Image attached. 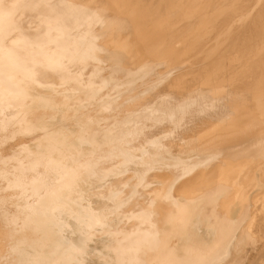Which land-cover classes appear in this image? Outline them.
<instances>
[{
  "label": "bare ground",
  "instance_id": "obj_1",
  "mask_svg": "<svg viewBox=\"0 0 264 264\" xmlns=\"http://www.w3.org/2000/svg\"><path fill=\"white\" fill-rule=\"evenodd\" d=\"M216 2L223 6L204 9ZM235 11L232 0H0V188L9 183L19 197L32 191L37 204L27 210L31 224L0 211V264H74L78 237L76 264H219L228 255L225 229L245 227L248 241L264 211V196L253 200L249 184L264 180V154L248 157L264 153V103L248 100L219 121L209 112L219 107L211 94L248 88L264 74V15L245 23L239 51H261L238 84L218 86L220 74L199 90L171 80L151 102L171 108L172 123H190L195 131L186 140L155 154L149 133L144 157L137 156L130 144L162 113L137 110L122 121L113 115L115 108L126 112L123 90L170 76L182 47L201 41L203 22ZM193 110L199 117L191 120ZM240 151L242 161L234 157ZM220 156L229 162L219 164ZM130 169L124 187L116 176ZM150 171L161 176L149 180ZM149 182L153 190L140 199L137 187ZM127 186L134 189L124 196ZM90 202L97 207L87 217Z\"/></svg>",
  "mask_w": 264,
  "mask_h": 264
},
{
  "label": "rangeland",
  "instance_id": "obj_2",
  "mask_svg": "<svg viewBox=\"0 0 264 264\" xmlns=\"http://www.w3.org/2000/svg\"><path fill=\"white\" fill-rule=\"evenodd\" d=\"M232 1L235 7H237V11H235L233 14L228 15L227 18H224L225 20H220L216 18V16H213L212 20L210 19L209 21L208 19V22H203L205 24L207 23V25H204L197 30L198 35L204 33L203 37H201L202 39H200L201 41L194 44L192 47L190 46L188 49L184 48L185 45L182 47V54L180 56L181 65L178 69L173 71L172 74L170 72V76L169 74H166L161 77L158 75L147 79L142 78L138 80L140 83H136L135 91L133 93L128 92V90H123L121 92L122 99L126 100L127 103L125 104L127 113L139 112L148 108L152 110L159 109L160 113H162L160 117L154 118V123H149L150 125L146 124L142 128L145 134H143L142 138H135L131 144L129 143L133 147L134 153L137 156L142 155L144 157V152L142 150L146 142V138L144 139V137H146L149 133H151V138L156 139L157 141L155 144L158 149L155 148L156 152H153L155 154H161V152H163L168 145H171L170 147H172L173 145L178 144L180 138L183 137L186 140V138H189L193 134V131H195V129L189 128L190 123L189 126L188 123H172L173 117L176 114L173 113V110L171 108L165 109L164 107L160 106L156 107L155 103L151 104L152 101L158 102L163 98L162 90L168 86L171 80H180V83L185 82V84L187 83L189 85L194 84L192 89L195 88L196 90H199V88H201V85L205 81L212 79L215 74H220V79H222L223 81L218 86L222 84H229L228 88L230 89L234 86V80H238V84L240 81L239 79L242 78L243 72L246 69L244 65L260 56L258 55V53L261 51L259 50V46L258 48L253 49L254 51L250 50L249 52H246L244 56H242L243 53L239 51L238 47L241 42L247 39L241 36L246 32L245 28L247 27V25L245 26V23L248 20H252L254 18L256 19L260 16L262 18V16L264 15V0H261V2L260 0ZM204 6V9L211 10L215 8H221V6L223 5H220L219 2H216L215 5ZM30 29L34 30L35 26H31ZM2 38L10 39L11 33L10 35H3ZM15 45L16 47H19L17 44ZM2 46L3 44L0 43V51L2 49ZM160 66L163 67L164 64ZM220 67L221 70H219ZM253 80V85L248 88H240L239 90L226 91L225 89L224 91L222 90L213 93L218 86L207 89V92L213 93L211 94V97L213 98V104H215L214 107L219 106L218 108H215V111L209 112L210 121H219L231 115H236L239 112V108L248 100L264 103V74L259 76L257 75ZM0 87H5V85L1 83ZM226 87H223V89ZM149 88H151V91H148ZM174 89L178 90L179 88L175 86ZM190 105H192V107H195L199 104ZM113 111L114 118H116V120L118 121H122L127 115H129V113L125 114L126 112H119L120 109L118 108H115ZM190 115L191 120L193 118L197 119V117H199L198 112L195 110L190 111ZM105 126V122L102 121L99 123L100 128H103ZM105 147L106 145H104L103 148ZM243 154H246V151H240L234 157H237L238 161H242L244 159L242 157ZM263 154L264 153H261L257 156L254 154H249L250 156L248 157L253 159H260ZM123 155L124 153L121 155L119 154L118 160H122L124 158ZM262 158H264V155ZM218 162H220L219 164L224 165L229 161L223 156H220ZM108 164L106 166V170L110 168V165ZM263 164L264 162H261L259 164V168H261L264 173V167H262ZM15 174L19 177L18 173ZM132 174L133 171L130 169L129 172L122 173L116 177L120 182H123L122 185L125 187V183H128V180L131 179ZM147 176H150V180L156 177H160L161 173L150 171L148 172ZM27 177L28 175H26V178ZM249 184H251L250 187H252V191L250 192H252L253 200H257L261 198V196H264V180L260 179V181L256 182L250 180ZM107 185L110 186L108 182H106L105 187L110 190ZM257 185H259V189L256 188ZM49 187L50 185H48L47 188H44L42 194L50 192L51 189H49ZM137 188L140 196H142L140 197V199L153 190V186L152 184H150V182L145 184L143 183ZM133 189L134 188L127 186V190L125 191L124 196L129 195L130 191H133ZM101 190L102 188L98 186L95 192H100ZM249 190L251 189L249 188ZM91 191L93 190L91 189ZM29 196H34L32 191H29L22 197H19L15 187L10 186L8 183L4 187L0 188V211L4 210L10 213L18 222H21V220H23L24 223L25 218H28L26 220L31 224V222L34 221L33 216H31V218L29 219L27 210L30 211L31 208L37 209V204L36 201H30ZM96 207L97 206L95 202L88 203L87 209L85 210V214L88 213L87 217L95 214V211H93V209ZM75 209H79V207L76 206ZM261 212V214H259L261 219L260 221L258 220L259 223L255 227V229H253V233L248 237V241L247 237L245 236V227H240V229H238V232L235 234L232 233L231 229H225V236L227 237L228 241L225 243L224 240V243L226 245L225 250L228 251V255L225 253L224 256L227 257L226 260H222L219 264L232 263L231 261L234 257L241 259L238 264H257V262L262 261L264 256V211L261 210ZM49 223L53 225L52 221H50ZM92 230V232H94L95 229ZM96 232L97 230L94 233ZM220 239H222V237H220ZM95 241L98 242L97 239H95ZM81 242L82 240L79 237L74 241L73 245H75V249L72 250L70 254L71 263L76 264L77 262H79L80 257L82 256ZM215 242L216 244H219L220 241L219 239H217L215 240ZM62 246H65V243ZM59 254H62L61 250L59 251ZM54 260L59 261V258L54 257Z\"/></svg>",
  "mask_w": 264,
  "mask_h": 264
}]
</instances>
